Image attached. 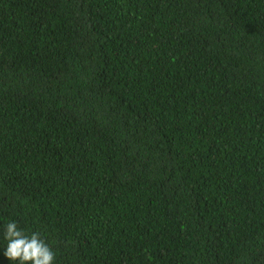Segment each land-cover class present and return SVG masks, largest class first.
<instances>
[{
  "label": "trees",
  "instance_id": "trees-1",
  "mask_svg": "<svg viewBox=\"0 0 264 264\" xmlns=\"http://www.w3.org/2000/svg\"><path fill=\"white\" fill-rule=\"evenodd\" d=\"M53 264H264V0H0L5 226Z\"/></svg>",
  "mask_w": 264,
  "mask_h": 264
},
{
  "label": "clouds",
  "instance_id": "clouds-1",
  "mask_svg": "<svg viewBox=\"0 0 264 264\" xmlns=\"http://www.w3.org/2000/svg\"><path fill=\"white\" fill-rule=\"evenodd\" d=\"M4 239L7 241L4 255L8 260L19 264H53L55 254L38 232L26 235L11 221L5 226Z\"/></svg>",
  "mask_w": 264,
  "mask_h": 264
}]
</instances>
